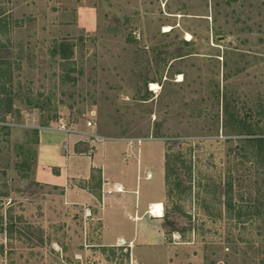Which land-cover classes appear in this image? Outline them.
<instances>
[{
	"label": "rangeland",
	"instance_id": "374dc122",
	"mask_svg": "<svg viewBox=\"0 0 264 264\" xmlns=\"http://www.w3.org/2000/svg\"><path fill=\"white\" fill-rule=\"evenodd\" d=\"M0 62V264H264V0H0ZM41 129L110 140L128 189L79 183L163 196L164 242L109 203L111 237L136 242L102 246L103 203L42 180Z\"/></svg>",
	"mask_w": 264,
	"mask_h": 264
},
{
	"label": "crops",
	"instance_id": "0c3cea01",
	"mask_svg": "<svg viewBox=\"0 0 264 264\" xmlns=\"http://www.w3.org/2000/svg\"><path fill=\"white\" fill-rule=\"evenodd\" d=\"M82 18L85 17V26L88 29H93L96 22L95 11L85 10ZM78 131V130H76ZM75 129L64 130V129H41L39 135L38 152H39V164L43 166V179L45 182L52 183L54 185L60 186L64 189L65 200L69 204L88 202L89 209L92 210L94 203L101 201L103 203V208L105 210L103 213V235H102V246H115L119 244H129L132 245L136 242L134 241L135 236L132 237L127 243L126 237L123 234H117L114 237L110 235V223L108 220V215L106 214L107 206H121L123 209L126 207L135 208L134 217L137 219L139 217L140 229H138L139 234H142L144 241L147 244L163 243L165 238L164 229L162 226L156 228H150L149 224L151 220L158 221L157 218L161 216H155L151 212V206L154 202L161 201L163 204V196L156 199H143L141 195V190L137 186L132 187V193H118L114 192L111 194L105 193L103 198L100 200L98 195L95 194L88 187V184H80V180L84 182L89 181L94 177L95 173L100 172L103 177L104 188H114L121 187L122 189H128V185L132 182L130 181L129 167L126 166L123 158L109 145V141H96L101 142L103 146L97 145L96 149L85 150L86 148L79 147L78 142L80 140H85L84 136L80 131L76 132ZM106 139V138H104ZM106 141V142H105ZM105 142V143H104ZM74 156H84L88 158V164L90 169L88 172L82 171L79 167L73 170L71 167V158ZM149 174L152 172L147 171ZM139 177V176H138ZM154 176H152L153 178ZM151 179L147 178L150 181ZM102 185V187H103ZM120 188V190H122ZM106 191V190H105ZM110 203V204H109ZM109 204V205H108ZM164 206V205H163ZM150 208V211H149ZM149 217L152 219L150 220ZM156 226V225H155ZM156 238V240H154Z\"/></svg>",
	"mask_w": 264,
	"mask_h": 264
},
{
	"label": "bare ground",
	"instance_id": "6f19581e",
	"mask_svg": "<svg viewBox=\"0 0 264 264\" xmlns=\"http://www.w3.org/2000/svg\"><path fill=\"white\" fill-rule=\"evenodd\" d=\"M167 30H170V27H167L166 28V31ZM188 37V39H191L192 38V35H191V33H188V35H187ZM183 75H180V78H179V80L180 81H182L183 80V77H182ZM178 80V81H179ZM155 88H159V85H158V83H156V82H152V89L154 90ZM164 206H163V203L161 202V201H158V202H154V204H152V206H151V212L155 215V216H163V214H164Z\"/></svg>",
	"mask_w": 264,
	"mask_h": 264
},
{
	"label": "trees",
	"instance_id": "16d2710c",
	"mask_svg": "<svg viewBox=\"0 0 264 264\" xmlns=\"http://www.w3.org/2000/svg\"><path fill=\"white\" fill-rule=\"evenodd\" d=\"M4 74H5V71L2 69L1 62H0V94H3L5 89H6L5 84L3 82ZM227 205H229V208L234 206L232 199H229V204H227Z\"/></svg>",
	"mask_w": 264,
	"mask_h": 264
},
{
	"label": "built area",
	"instance_id": "2783aa9c",
	"mask_svg": "<svg viewBox=\"0 0 264 264\" xmlns=\"http://www.w3.org/2000/svg\"><path fill=\"white\" fill-rule=\"evenodd\" d=\"M88 125L92 126V127L96 126L95 122H92V121H89ZM91 136H93V138L97 139V140H104V138H105V137L101 136L100 134H97V133H94V132H91ZM119 188L120 187H117L118 190H120ZM112 190H113L112 188H109L107 191L108 192H112Z\"/></svg>",
	"mask_w": 264,
	"mask_h": 264
}]
</instances>
